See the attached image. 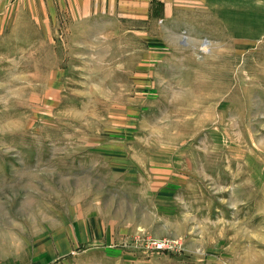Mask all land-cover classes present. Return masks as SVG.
<instances>
[{
    "label": "rangeland",
    "instance_id": "1",
    "mask_svg": "<svg viewBox=\"0 0 264 264\" xmlns=\"http://www.w3.org/2000/svg\"><path fill=\"white\" fill-rule=\"evenodd\" d=\"M208 1L0 0V264H264V0Z\"/></svg>",
    "mask_w": 264,
    "mask_h": 264
},
{
    "label": "bare ground",
    "instance_id": "2",
    "mask_svg": "<svg viewBox=\"0 0 264 264\" xmlns=\"http://www.w3.org/2000/svg\"><path fill=\"white\" fill-rule=\"evenodd\" d=\"M219 1H222V0H209L207 6H210L211 8H222L221 5L219 4Z\"/></svg>",
    "mask_w": 264,
    "mask_h": 264
}]
</instances>
